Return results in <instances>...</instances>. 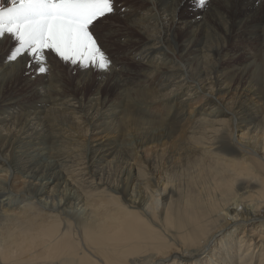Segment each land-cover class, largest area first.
Returning <instances> with one entry per match:
<instances>
[{
	"label": "bare ground",
	"instance_id": "bare-ground-1",
	"mask_svg": "<svg viewBox=\"0 0 264 264\" xmlns=\"http://www.w3.org/2000/svg\"><path fill=\"white\" fill-rule=\"evenodd\" d=\"M134 1L142 39L116 31L122 66L81 69L87 97L46 60L20 113L25 59L0 39V264H264V14L250 29L231 0L186 17V0Z\"/></svg>",
	"mask_w": 264,
	"mask_h": 264
},
{
	"label": "snow or ice",
	"instance_id": "snow-or-ice-1",
	"mask_svg": "<svg viewBox=\"0 0 264 264\" xmlns=\"http://www.w3.org/2000/svg\"><path fill=\"white\" fill-rule=\"evenodd\" d=\"M115 0H0V39L12 42L6 60L25 59L46 75L54 54L65 64L107 71L112 60L94 35L98 22L115 11ZM206 0H198L203 9Z\"/></svg>",
	"mask_w": 264,
	"mask_h": 264
},
{
	"label": "rangeland",
	"instance_id": "rangeland-1",
	"mask_svg": "<svg viewBox=\"0 0 264 264\" xmlns=\"http://www.w3.org/2000/svg\"><path fill=\"white\" fill-rule=\"evenodd\" d=\"M139 4H141V3L136 2L134 0H115V3H114L115 11L112 14H110L108 17H105L101 21L98 22V27L96 28L94 35L97 36L98 42L102 45V47L105 49V51L109 54L112 62L114 61V59L124 58L125 57V51H126L127 46H128V45L121 43L120 42L121 40L118 39V35L115 34L118 29L119 30H126L129 34L134 35L136 39H139V40L142 39V35L140 33L136 32L132 27H129L127 25L128 22L122 16L123 10L128 5H137L138 6ZM208 4H209V0H206V5L203 9H206ZM231 4H232V8L230 9V11L228 13L229 19L235 20L237 17L248 12V13L252 14L251 21H250V24L248 25V28H250V29H256L257 28V25H258L260 19L262 18L263 14H264V2H261L260 0L259 1L258 0H248V1L247 0H231ZM213 7L220 9L222 7V5L220 2L216 1L213 3ZM203 9L199 8L198 0H186V2L182 6L181 15L183 17L193 16L194 14L200 13L201 10H203ZM142 17L143 16H141V18ZM107 33H112V36L110 35V36L104 37V36H106ZM254 34L255 33H252L250 35V37L255 36ZM183 36H184V32L181 31L179 33V36H177L178 40H181L183 38ZM208 39H209L208 41H210L209 44H212V45L220 44L222 41V38H221L219 32L217 30H212V29L208 30ZM175 44L176 43H174V45ZM4 45H5V51L9 52L10 48L12 47V42L10 40H8L6 43H4ZM133 54H134V51H130L127 53L128 56H132ZM47 60H48V64L52 65V67H53L51 75L57 76L58 78L62 79L63 83L65 84V86L67 87V89L69 90L70 93H73L75 95L82 94L81 96H83V97H87L90 94V92L94 88V81L90 82L86 86V88L83 91H81V93H79V91L75 90V84L77 82V78H78V75H79L80 70H81V68L79 66H72L70 64H65L58 57H55L54 54L51 56H48ZM199 63L195 64V65H194V62L192 64H189L187 66L186 72L191 73L190 72V71H192L191 69L196 70L197 68H201V70H203L204 68L206 69L207 66L209 68H211L212 66H210V64L214 63L213 55L210 52H206L204 57H202V60ZM112 65L113 66L115 65L114 67H117V68H120L122 66V64L117 65V63H112ZM129 66L137 67V65L134 62L129 63ZM177 67H179V65H177ZM33 71H34V67L33 68H27L25 65V67L21 70V72L18 74V76L16 78L19 85L15 89V90H17V92L12 93V95L17 96L20 99L18 105L16 106L17 108H19L20 113L24 112L23 108L25 106H27V105H25L26 103L27 104H34L36 102V101H33V97H31L29 95L35 89V87H36L35 84L39 80L38 76L36 74L33 75ZM99 71L100 70H94V72H95L94 75H97V73ZM181 72H183V71H181ZM31 76L35 80L26 83V85H23V81L28 77L30 78ZM30 79H32V78H30ZM175 84L177 85L179 83H175ZM30 90H31V92H30ZM103 90L106 92H114V88L111 86L107 87L106 89L103 88ZM168 90H170V88ZM181 95L184 98L186 96V93H183ZM35 99L37 100V97H35ZM3 111H6V109ZM10 126L15 128L14 123H10ZM80 126L81 125H78V130H79V132L81 131L80 132L81 137L78 139L79 140H85V139H87L88 136L85 133L83 134V131L80 128ZM4 131H6V129ZM8 132H9L8 134L6 132V135H5L6 141L4 142L7 144L12 143V141H9V140H11L10 135L12 134V130L8 131ZM13 162H14V157H13ZM237 250H238V246H237ZM257 250L255 251V254H259V253H257ZM251 252H252V250H251ZM249 257H250V255H249ZM253 264H256V258L254 259Z\"/></svg>",
	"mask_w": 264,
	"mask_h": 264
}]
</instances>
